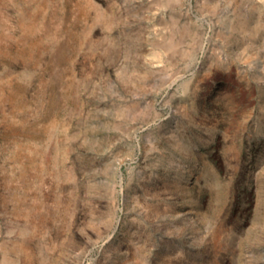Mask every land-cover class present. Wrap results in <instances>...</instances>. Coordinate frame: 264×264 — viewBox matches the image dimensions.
Masks as SVG:
<instances>
[{"label":"rangeland","instance_id":"1","mask_svg":"<svg viewBox=\"0 0 264 264\" xmlns=\"http://www.w3.org/2000/svg\"><path fill=\"white\" fill-rule=\"evenodd\" d=\"M0 264H264V0H0Z\"/></svg>","mask_w":264,"mask_h":264}]
</instances>
